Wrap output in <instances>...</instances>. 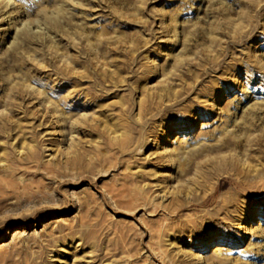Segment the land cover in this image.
Masks as SVG:
<instances>
[{
	"label": "rangeland",
	"instance_id": "374dc122",
	"mask_svg": "<svg viewBox=\"0 0 264 264\" xmlns=\"http://www.w3.org/2000/svg\"><path fill=\"white\" fill-rule=\"evenodd\" d=\"M0 264H264V0H0Z\"/></svg>",
	"mask_w": 264,
	"mask_h": 264
}]
</instances>
